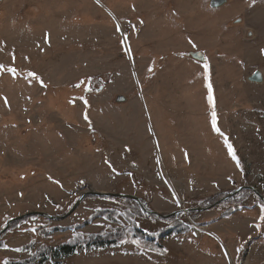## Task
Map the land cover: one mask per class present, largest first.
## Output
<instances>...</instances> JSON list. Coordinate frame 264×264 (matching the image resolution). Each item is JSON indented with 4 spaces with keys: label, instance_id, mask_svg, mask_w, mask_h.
<instances>
[{
    "label": "rangeland",
    "instance_id": "rangeland-1",
    "mask_svg": "<svg viewBox=\"0 0 264 264\" xmlns=\"http://www.w3.org/2000/svg\"><path fill=\"white\" fill-rule=\"evenodd\" d=\"M211 1L0 0V264H264V0Z\"/></svg>",
    "mask_w": 264,
    "mask_h": 264
},
{
    "label": "trees",
    "instance_id": "trees-1",
    "mask_svg": "<svg viewBox=\"0 0 264 264\" xmlns=\"http://www.w3.org/2000/svg\"><path fill=\"white\" fill-rule=\"evenodd\" d=\"M131 201L133 203H136L132 200H128ZM138 204V203H136ZM140 205V204H139ZM141 206V205H140ZM143 208V207H142ZM144 209V208H143ZM148 211V210H147ZM145 212V210H144ZM147 213V212H146ZM190 213L192 215H195L196 213L193 211H190ZM195 213V214H194ZM232 212H226L223 215L226 217L231 216ZM106 219H108L106 217ZM190 230V227L183 225V224H178L177 226H171L170 228H168L166 231H161L160 236H163V238H168L170 236H173L175 234H184L187 233ZM138 233H141L140 230H137ZM142 238L146 239V241H150L152 243L156 242V238H148L146 236H144V234H142ZM121 236L120 234L117 235H110L109 238H104L102 236H98V237H90L88 239H86L83 243H79V242H73V243H64L62 244L57 250L52 251V254L54 255V257H56L57 259H61L64 257H70L73 256L79 249H91V248H104V247H112V246H116L118 244V237ZM2 246L0 245V248ZM158 248H152L151 250L154 252H160L162 253L164 250L162 249L161 246H157ZM32 260L30 261H26V262H20L17 264H31Z\"/></svg>",
    "mask_w": 264,
    "mask_h": 264
},
{
    "label": "water",
    "instance_id": "water-1",
    "mask_svg": "<svg viewBox=\"0 0 264 264\" xmlns=\"http://www.w3.org/2000/svg\"><path fill=\"white\" fill-rule=\"evenodd\" d=\"M227 2V0H212L211 1V5L212 7H215V8H218V7H221L223 5H225ZM193 57L197 60H201V61H204V56L201 54V53H195L193 54ZM249 81L250 82H256V83H262L263 82V75L260 71H257L255 72L250 78H249ZM248 189L250 190H253L259 197L260 199L264 202V197L261 196L260 193H258L253 187H247ZM241 190H238L237 192H235L233 195L231 196H228L227 198L221 200L220 202L212 205L211 207H208V208H196L194 210H191V211H195V212H205V211H209L217 206H219L222 202L226 201L227 199H229L230 197H233L235 196L236 194H238V192H240ZM87 197H100V198H120V199H125V200H132L140 205H142V200L137 197V196H134V195H128V194H117V193H108V192H99V191H95V190H90V191H87L85 192L80 198L79 200L76 202V204L73 206V208L71 209V211L69 212V214L67 216H70L72 215L78 208L79 206L82 204L83 200L86 199ZM146 212H148L147 210H145ZM149 214H152V215H155V216H158L162 219H165V218H169V217H172V216H177L178 214H180V212H175L171 215H161L157 212H154V211H151L149 212ZM29 215H37V216H40V217H47L51 220H55L56 218L53 217V216H50L49 214L47 213H44V212H33V213H30ZM25 216H21V217H18V218H15L14 220H12L11 222L15 221V220H20V219H23ZM11 222L7 225V228L10 227L11 225Z\"/></svg>",
    "mask_w": 264,
    "mask_h": 264
},
{
    "label": "snow or ice",
    "instance_id": "snow-or-ice-1",
    "mask_svg": "<svg viewBox=\"0 0 264 264\" xmlns=\"http://www.w3.org/2000/svg\"><path fill=\"white\" fill-rule=\"evenodd\" d=\"M9 71L11 72H15L16 70L14 68H10ZM30 76L34 77L35 78V73H29ZM42 83V81H41ZM79 86V85H77ZM208 89H209V102L212 103L213 102V98H212V95H211V84L209 83L208 84ZM86 103V101H85ZM85 119H87V116H85ZM212 126H213V129L217 132H219V128L216 127V113H215V110L213 109L212 111ZM227 143V141H226ZM228 146V149H229V154L232 156V158L234 160H237V157L235 156V152L234 150L232 149V146L230 144L227 145ZM237 166L239 167V161L237 160ZM260 220L262 222H264V205L261 206V214H260ZM257 227L259 228L260 225L258 224ZM133 243H139L138 241H133Z\"/></svg>",
    "mask_w": 264,
    "mask_h": 264
},
{
    "label": "bare ground",
    "instance_id": "bare-ground-1",
    "mask_svg": "<svg viewBox=\"0 0 264 264\" xmlns=\"http://www.w3.org/2000/svg\"><path fill=\"white\" fill-rule=\"evenodd\" d=\"M253 83H255V82H253ZM258 84H261V83H258ZM227 251H228V249H227Z\"/></svg>",
    "mask_w": 264,
    "mask_h": 264
}]
</instances>
